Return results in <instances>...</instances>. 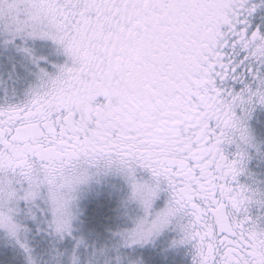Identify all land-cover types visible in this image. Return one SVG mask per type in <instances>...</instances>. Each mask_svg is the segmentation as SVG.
<instances>
[{"label": "snow or ice", "instance_id": "6c2138e0", "mask_svg": "<svg viewBox=\"0 0 264 264\" xmlns=\"http://www.w3.org/2000/svg\"><path fill=\"white\" fill-rule=\"evenodd\" d=\"M0 264H264V0H0Z\"/></svg>", "mask_w": 264, "mask_h": 264}]
</instances>
